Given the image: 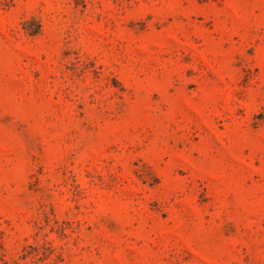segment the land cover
<instances>
[{"label": "rangeland", "instance_id": "1", "mask_svg": "<svg viewBox=\"0 0 264 264\" xmlns=\"http://www.w3.org/2000/svg\"><path fill=\"white\" fill-rule=\"evenodd\" d=\"M0 264H264V0H0Z\"/></svg>", "mask_w": 264, "mask_h": 264}]
</instances>
